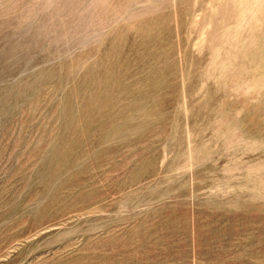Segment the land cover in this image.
I'll return each instance as SVG.
<instances>
[{
	"label": "rangeland",
	"instance_id": "1",
	"mask_svg": "<svg viewBox=\"0 0 264 264\" xmlns=\"http://www.w3.org/2000/svg\"><path fill=\"white\" fill-rule=\"evenodd\" d=\"M0 264H264V0H0Z\"/></svg>",
	"mask_w": 264,
	"mask_h": 264
}]
</instances>
